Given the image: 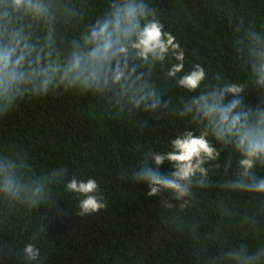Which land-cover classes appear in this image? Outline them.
Masks as SVG:
<instances>
[{"label":"clouds","instance_id":"9594fccd","mask_svg":"<svg viewBox=\"0 0 264 264\" xmlns=\"http://www.w3.org/2000/svg\"><path fill=\"white\" fill-rule=\"evenodd\" d=\"M91 4L92 0H0V118L25 99L64 92L94 98L115 118L173 115L191 127L170 141L169 151L145 153L139 167L121 179L146 184L149 197L169 194L170 199L161 198L163 206L180 213L192 205L197 190L218 186L244 195L257 202H248L251 207L240 213L237 225L247 232L259 231L264 227L258 223L264 215V176L256 175L257 170L264 172V24L257 26L243 17L233 23L229 16L245 78L224 81L217 76L213 83L199 63L185 70V50L165 30L150 0H106L98 13L91 11ZM158 68L165 80L184 91L179 104L173 106L158 90L153 79ZM253 92L260 95L255 106L245 103ZM165 162L173 169L170 175L159 171ZM221 168L225 178L214 185L212 173ZM61 185L79 197L80 217L107 207L95 179L69 180L63 168L36 174L27 154L0 150V223L18 208L54 206L52 190ZM217 211L225 219L236 216L227 207ZM189 231L195 239L194 228ZM40 233H47L45 224ZM4 255L15 257L18 264H41L34 242L19 251L0 243V258ZM200 264H264V245L221 246L202 255Z\"/></svg>","mask_w":264,"mask_h":264},{"label":"trees","instance_id":"16d2710c","mask_svg":"<svg viewBox=\"0 0 264 264\" xmlns=\"http://www.w3.org/2000/svg\"><path fill=\"white\" fill-rule=\"evenodd\" d=\"M105 2L92 0L91 11H102ZM150 7L159 11L165 30L184 48L185 70L199 63L213 83L217 76L224 81L245 78L228 18L231 15L233 23L243 17L257 26L264 24V0H150ZM153 79L164 99L179 104L185 93L163 78V69L158 68ZM259 99L253 92L245 103L255 106ZM107 113L94 98L64 92L25 99L0 118V150L24 152L36 174L63 168L69 180L95 179L107 204L96 214L80 217L79 197L62 185L54 187V206L18 208L0 223V243L19 251L34 242L42 254L41 264H200L202 255L221 246L264 245V227L247 232L237 225L240 213L257 202L251 198L212 186L209 191L197 190L192 205L180 213L163 206L161 198L170 199L169 194L149 197L146 184L121 179L139 167L148 151H169L170 141L190 125L170 114L115 118ZM226 157L222 153L221 163ZM159 171L170 175L173 169L165 162ZM212 174L214 185L225 178L223 168ZM256 175L264 172L257 170ZM225 207L236 216H221L217 209ZM258 223L264 225V215ZM44 224L47 233H40ZM193 228L195 239L189 231ZM0 264L18 261L4 255Z\"/></svg>","mask_w":264,"mask_h":264}]
</instances>
